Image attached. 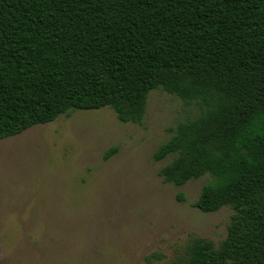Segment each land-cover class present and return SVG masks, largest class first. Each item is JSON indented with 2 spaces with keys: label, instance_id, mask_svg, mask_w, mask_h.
I'll return each instance as SVG.
<instances>
[{
  "label": "trees",
  "instance_id": "obj_1",
  "mask_svg": "<svg viewBox=\"0 0 264 264\" xmlns=\"http://www.w3.org/2000/svg\"><path fill=\"white\" fill-rule=\"evenodd\" d=\"M153 90L200 107L153 155L163 182L209 175L192 206L234 211L165 264H264V0H0V139L72 110L141 124Z\"/></svg>",
  "mask_w": 264,
  "mask_h": 264
},
{
  "label": "rangeland",
  "instance_id": "obj_2",
  "mask_svg": "<svg viewBox=\"0 0 264 264\" xmlns=\"http://www.w3.org/2000/svg\"><path fill=\"white\" fill-rule=\"evenodd\" d=\"M199 112L153 90L141 124L72 110L0 139V264H165L197 238L219 247L234 211L192 206L210 176L175 186L159 175L171 157L153 159Z\"/></svg>",
  "mask_w": 264,
  "mask_h": 264
}]
</instances>
